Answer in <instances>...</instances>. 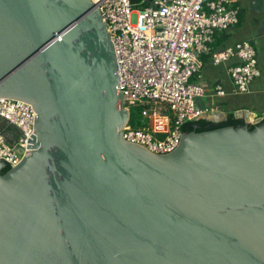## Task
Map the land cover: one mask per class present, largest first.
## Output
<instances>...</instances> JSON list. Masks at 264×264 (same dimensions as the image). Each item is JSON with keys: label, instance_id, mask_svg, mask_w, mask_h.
Instances as JSON below:
<instances>
[{"label": "water", "instance_id": "1", "mask_svg": "<svg viewBox=\"0 0 264 264\" xmlns=\"http://www.w3.org/2000/svg\"><path fill=\"white\" fill-rule=\"evenodd\" d=\"M119 80L93 0H0V98L37 114L0 161V264H264V120L154 155L124 139Z\"/></svg>", "mask_w": 264, "mask_h": 264}, {"label": "built area", "instance_id": "2", "mask_svg": "<svg viewBox=\"0 0 264 264\" xmlns=\"http://www.w3.org/2000/svg\"><path fill=\"white\" fill-rule=\"evenodd\" d=\"M109 26L118 65L119 87L125 105L141 108L149 119L142 128L125 125L124 139L154 155L173 153L189 121L208 120L221 113L220 105L201 107L198 100L227 98L250 93L261 77L258 53L250 41L213 49L215 35L240 23L238 0H93ZM140 6L141 10L133 9ZM134 14L137 22H132ZM210 55L214 66H227L233 89L212 87L202 79L201 55ZM195 79V81H192ZM243 111V110H240ZM236 113V112H235ZM32 105L0 98V161L15 168L26 156L34 133ZM236 118V117H235ZM244 120V117L237 118ZM255 115L250 124H260ZM5 121L9 125H5Z\"/></svg>", "mask_w": 264, "mask_h": 264}, {"label": "rangeland", "instance_id": "3", "mask_svg": "<svg viewBox=\"0 0 264 264\" xmlns=\"http://www.w3.org/2000/svg\"><path fill=\"white\" fill-rule=\"evenodd\" d=\"M259 10H252L246 7L247 13L244 19L243 24L238 27H235L228 31L227 33L231 34L230 45H235L241 41H251L258 53V66L261 70L262 76L255 80L252 86H250L254 91H258L259 94H262L264 97V10H262L264 0H262ZM242 5L244 6L243 2ZM133 9L141 10L140 6H133ZM138 15L134 14L132 17V22L135 24L137 22ZM202 69V79L204 83H207L209 86H213L214 83L218 80H223L225 84H230V77L228 76L226 66H214L210 59L203 62ZM226 87V86H225ZM227 91L231 92L232 90L228 89ZM233 89V86H232ZM262 91V92H261ZM220 102H224L227 107V113H235L234 110L237 107H247L252 111L261 113L264 111V101L262 100L261 95L247 93L242 95H230L227 98L217 99ZM204 103H209V100L205 97L198 100V104L202 106ZM130 124L134 129L142 128L146 123L149 122V119H146L142 115L141 108H130ZM1 124V123H0Z\"/></svg>", "mask_w": 264, "mask_h": 264}, {"label": "crops", "instance_id": "4", "mask_svg": "<svg viewBox=\"0 0 264 264\" xmlns=\"http://www.w3.org/2000/svg\"><path fill=\"white\" fill-rule=\"evenodd\" d=\"M262 0H238V6L240 7V23L238 24V26H240L241 24H243V22H244V19H245V16H246V13H247V10H246V7L248 8V9H252V10H259L260 9V5H261V3H263V2H261ZM242 2H243V4H244V6L242 5ZM262 10H264V4H263V7H262ZM241 14H242V19H241ZM238 26H236V27H238ZM226 35H227V39L226 40H222V42L220 43V45H219V49L220 48H225V47H228V46H232V45H230V37H231V34H229V33H226ZM219 41V37L218 38H216L215 39V42L214 43H216V42H218ZM245 41H247V40H245ZM242 42V41H241ZM251 42V41H250ZM205 57V58H208V59H210L211 60V56L210 55H201L200 56V58H202V57ZM208 59H206V60H208ZM203 61V60H202ZM203 62H205V60L203 61ZM225 66V65H224ZM226 69H227V66H226ZM228 73V72H227ZM229 76V75H228ZM261 76H262V73H261ZM260 78V77H259ZM256 79H258V78H256ZM255 79V80H256ZM255 80L252 82V84H251V86L253 85V83L255 82ZM230 81H231V79H230ZM214 84H221V85H223V87L225 88V89H227V87H229L228 89H230V90H232V82H230V84H225V86H224V82H223V80H218V81H216ZM250 92L252 93V94H257V95H261V97H262V100L264 101V97H263V95L262 94H259V92L258 91H254L252 88H251V90H250ZM262 92V91H261ZM208 100H209V103H204V104H202V106L201 107H210L211 105H213V103H215V104H217V105H222L224 102H220V101H218L217 100V98H215V99H211V98H209V97H206ZM219 99H222V98H219ZM199 105V104H198ZM200 106V105H199ZM221 108H222V106H221ZM225 109H223L222 108V114H227L228 115V113L226 112V111H224ZM239 110H243V111H249L250 112V119L251 118H255V115H257V116H263L264 115V111L263 112H261V113H257L256 111H252L251 109H249V108H247V107H237V108H235V110H234V112H237V111H239ZM215 114V113H214ZM211 119H213V116H211L210 117ZM244 122H246V120H245V118H244V120H243ZM224 122V121H223Z\"/></svg>", "mask_w": 264, "mask_h": 264}, {"label": "trees", "instance_id": "5", "mask_svg": "<svg viewBox=\"0 0 264 264\" xmlns=\"http://www.w3.org/2000/svg\"><path fill=\"white\" fill-rule=\"evenodd\" d=\"M131 1L133 3H135L138 0H131ZM241 19H242V14H241ZM226 33L227 32L216 33L215 39L219 37V41L213 44L214 50L219 49V45L222 42V40H226L228 38ZM201 59L204 61L208 58H205L203 56ZM192 81H195V79H192ZM221 106L223 109H225L224 111H226L227 105L225 103H223ZM263 124H264V122H263ZM244 125H245L244 121L241 119L235 118L234 113L231 112V113H228V117H227V120L225 122H222L219 124L210 122L208 120H200L198 122H187L182 126V131L185 134H189L192 132L200 133V132L210 131V130H214V129H218V128H222V127H228V126L239 127V126H244ZM255 127H256V125L255 126L249 125L250 130H253ZM10 170H11V168L9 166H6L5 168L2 169L1 175L7 174Z\"/></svg>", "mask_w": 264, "mask_h": 264}, {"label": "flooded vegetation", "instance_id": "6", "mask_svg": "<svg viewBox=\"0 0 264 264\" xmlns=\"http://www.w3.org/2000/svg\"><path fill=\"white\" fill-rule=\"evenodd\" d=\"M223 122V121H222ZM222 122H219V123H222ZM219 123H217V124H219Z\"/></svg>", "mask_w": 264, "mask_h": 264}, {"label": "clouds", "instance_id": "7", "mask_svg": "<svg viewBox=\"0 0 264 264\" xmlns=\"http://www.w3.org/2000/svg\"><path fill=\"white\" fill-rule=\"evenodd\" d=\"M234 115H235V113H234ZM6 167V166H5Z\"/></svg>", "mask_w": 264, "mask_h": 264}]
</instances>
